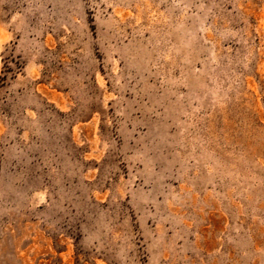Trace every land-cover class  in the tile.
I'll use <instances>...</instances> for the list:
<instances>
[{"label": "rangeland", "instance_id": "obj_1", "mask_svg": "<svg viewBox=\"0 0 264 264\" xmlns=\"http://www.w3.org/2000/svg\"><path fill=\"white\" fill-rule=\"evenodd\" d=\"M0 264H264V0H0Z\"/></svg>", "mask_w": 264, "mask_h": 264}]
</instances>
